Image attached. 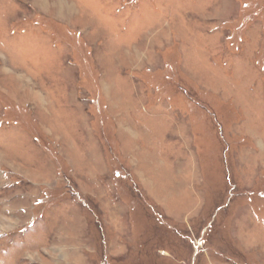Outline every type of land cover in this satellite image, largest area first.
<instances>
[{"label": "rangeland", "instance_id": "1", "mask_svg": "<svg viewBox=\"0 0 264 264\" xmlns=\"http://www.w3.org/2000/svg\"><path fill=\"white\" fill-rule=\"evenodd\" d=\"M0 264H264V0H0Z\"/></svg>", "mask_w": 264, "mask_h": 264}]
</instances>
